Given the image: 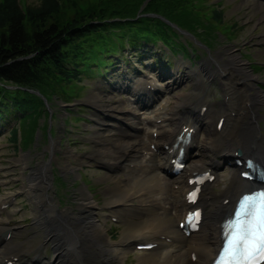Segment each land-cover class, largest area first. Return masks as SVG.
Listing matches in <instances>:
<instances>
[{"label":"rangeland","instance_id":"1","mask_svg":"<svg viewBox=\"0 0 264 264\" xmlns=\"http://www.w3.org/2000/svg\"><path fill=\"white\" fill-rule=\"evenodd\" d=\"M39 1L40 0H21V3L23 5L35 6ZM82 1L85 0L76 1L77 8L78 2ZM87 1L91 3L90 1L92 0ZM62 2L65 7L66 0H62ZM206 2L212 4L210 6L216 7L223 12V20H225V22L229 25L234 24V36L229 37L226 33L223 34L224 32L222 33L221 25L220 28L216 30H214L215 28L207 26L213 29L211 30V34H209L208 37L207 31H204L203 34H199V40L201 42L195 40L196 42H194L192 47V50L196 49L195 53L197 57L194 58V65L191 67L192 70L195 69V72L190 73L188 70L190 67L186 65L187 68H185V70L183 69L184 81L176 83V87H169L167 93H163L161 97L172 100L173 105L177 99L179 101L185 99L196 101L197 97L202 95L211 103L214 102L213 107L220 110L224 98V86H222L219 82L220 80L217 79V75H215V78L212 77L213 80L210 82L207 81L205 76L207 75L210 77L207 73L208 69H216V64L211 58L215 57L214 55L217 51H221L225 58H228V51H233L237 59L246 67L247 71L251 72V75L256 74L259 77V84H263V88L260 89L264 90V17L262 16L264 10H262L259 6L260 4L255 0H206ZM200 3L199 0L196 5ZM207 7L209 9L213 8ZM73 9H75V7H73ZM70 10L71 9H68V12ZM66 12V10L62 12L63 16L67 14ZM208 13H210V10H207V14ZM181 38L185 39L187 35L183 34ZM187 39L190 40L189 38ZM121 42L122 39L118 37V35H108L104 43L99 46V49H117L120 47ZM205 44L207 45L205 46ZM197 45L198 48L194 47ZM123 53L124 52L121 51V54ZM132 53H134L135 56L131 55L130 52L128 54L126 51L125 57L122 60L126 62L128 68H130L133 63H138L141 67L147 69L146 72L154 74L151 72V66L147 68L139 62L140 56H138L139 53L137 51H132ZM193 55L195 56V54ZM129 57L131 61H129ZM181 57H183V59ZM225 58L222 59L224 60ZM172 59V63H175L173 70H175L178 63H181V65L188 64L190 58H186L179 53L175 54ZM151 60L152 58L149 59V57H145V62H151ZM97 62H102V59ZM115 65L107 68L106 71L101 70L103 71L102 74L97 72L91 73V75L84 74L83 80L80 83H77L75 87L67 88L69 94H77L78 97L73 96L70 99L65 98L63 100L60 97L49 96V98L43 100L41 99L40 93L36 92V96L42 101L43 107L40 108L42 110L36 116V125L34 127L32 125L28 128L32 131L30 136L31 140L29 139L28 142H25L26 139L24 136H27V133L22 132V128L19 129L20 132L16 145L8 140L10 135L7 127L11 126L9 120H5V124L8 126L0 127V204L2 201L11 202V206H7L2 210L0 209V227L2 228L0 229V234L2 231L7 229L10 230V237L6 240L3 239V242L12 241L17 243V252L20 253L23 259H30L33 257L36 254L38 246H40L39 251L42 257H54L53 243L45 239V229L35 226L37 218L35 202L31 195L28 194V176L32 170H36L39 175H41V170L44 167L49 170L47 181L51 185H45L46 180L41 177L38 178V181L41 180V184L45 185L42 191V198L45 199L46 195H48V198L45 199L48 205L49 202H51L58 209H68V211L77 215L79 211L78 205H81L86 200L87 196H90L96 203L94 213L100 211L101 214L104 213L106 215L105 221L102 220L108 229L107 235L111 240L121 239L124 235L123 230L125 228L124 220L121 219V222L117 225L111 224L110 215L105 213L109 212V210L105 209L107 206L105 203L109 199L114 198L113 194H109V187L111 185L113 186L116 180L121 179L129 183V187L127 188L128 193L136 192L142 186H157V183L162 184L164 186L163 190L154 193V195L156 194L154 198L160 200L166 206H168V202L164 201L162 198L167 199L168 196L170 204L173 202V194L166 185L164 179L160 176L162 175L164 177V174L159 170L152 176L153 179L151 178L146 185L139 184L145 175L144 170H139L143 163L138 165L139 169L135 172L129 171L128 169H125V171L117 169L119 172L115 173L119 174H115L105 161L98 158V155H93V151L97 147L102 146L101 143H98L99 139L108 138L110 141L109 146L114 147V141H116L118 137H122L124 140H127L129 137L128 135H123L120 132L121 130L111 129L116 127L112 124V120H115L112 116H114L115 113H110L111 109L115 107L121 109L130 108L127 98L118 92V90L111 89L108 86V82L112 81L110 79H114V77L117 76V68L121 63ZM181 69L182 66L179 67V72ZM170 80L171 79H168L167 81ZM112 84H114V82H112ZM48 100H53V102L49 103ZM85 104L88 106H83ZM138 108L139 107L135 108V110H138ZM219 110L217 112L220 113ZM123 112L124 111H120L119 113ZM257 113L258 116L262 115V117L259 116V123L261 128L264 129V105L257 110ZM139 116H136L137 122ZM100 123H104L105 125ZM132 123L136 124V122ZM132 123L130 125H132ZM227 123L228 121L226 120L225 125H227ZM247 123L248 121H246V118H242L240 128L238 127V129L241 130L242 126H245ZM106 124H109L111 128ZM138 125L139 124H137V126ZM133 126L134 125H132V129H135L136 126ZM205 131L200 130L197 133L198 140L201 141L204 137H207V130ZM53 140L54 142H58L54 150L51 149ZM113 150L116 152L115 150H117V148L114 147ZM91 157L103 162L106 165V169L91 168L94 167L95 162H98ZM145 157L146 156L142 154L141 160L145 161ZM69 164L73 166L72 169L69 168ZM224 168L223 171H220L221 168L218 169V178H226L224 180H228L231 177L230 174L233 168H226V166ZM149 169L151 173H154V171H152L154 167H146V172H149ZM224 180H222L223 184L218 182L216 183L217 186L215 185L213 187L212 184L210 185L219 198L224 194ZM173 182L174 181H171L169 183L172 191ZM12 196L17 198L13 200ZM135 203L136 201L131 204ZM134 206L135 205H131L128 208ZM46 209L50 211L49 207ZM175 210H177V208L171 207L168 211L162 208L158 209L157 213H168L173 217L177 214ZM149 217L152 216H129V219L139 221L147 220ZM52 219L56 223L59 222V220L53 216ZM75 222L76 220L72 214L71 224L74 226ZM171 248L169 247L168 249ZM130 249L131 248H128L123 254L121 253V260L118 261L117 264H160L162 261V251L159 249L148 253H142L143 251L130 252ZM13 251H15V249ZM171 251L173 254L171 256L176 257L174 251ZM148 254L151 255V260H149ZM140 258L143 259L140 261ZM72 259L73 257L69 253H66L64 264L72 261Z\"/></svg>","mask_w":264,"mask_h":264},{"label":"bare ground","instance_id":"2","mask_svg":"<svg viewBox=\"0 0 264 264\" xmlns=\"http://www.w3.org/2000/svg\"><path fill=\"white\" fill-rule=\"evenodd\" d=\"M257 3L264 10V3L260 1H257ZM214 56L215 59L213 57L211 59L216 64V69L211 70L210 68L207 70V73L213 78H215V75L218 76L217 79L224 86V91L227 95L226 99L223 98L224 103L222 104L221 111L218 109L220 111L219 116L224 117L219 131L216 129L217 119L213 120L214 118L208 116L206 118V114L204 113L198 119H190L189 116H193L192 112H186L181 117L179 112L180 107H187L186 111L194 108V104L188 102V100L179 101L177 99L170 106L168 114H164V105H159V107L152 109L149 114H144L142 117L140 115L138 122L136 116L134 118L123 116V118L127 117L130 122H136V124L131 122L132 125L136 126L135 129L147 128L145 125L146 121H142V118L150 119L154 123L155 128L153 131L156 132V136L154 137L151 134L150 141L155 145L156 153L150 151L148 162L143 163L142 167L146 165V167L155 168L168 165L171 167V160L180 145V142L177 143V146L173 145L176 135L184 126L194 129L189 141L185 143V148L190 152L186 156L189 159H193L200 152L201 157L191 160L184 170L186 178L183 184L182 196L176 193L175 206H179V214L176 216V220H174V216L173 218L168 213H157L158 208L162 209L163 207V209H167V206L164 204L160 207L161 201L154 198V193L162 191L163 188L157 186L158 190L154 192L148 189V187L155 186L146 184L156 174V171L152 169L154 173H151L149 169L150 171L146 172V168L143 167L145 175L139 184L146 186H142L138 191L128 193L127 188L129 187V183L121 179L116 180L113 186L109 187V194H113L114 198L109 199L105 203L108 208L107 210H109L108 213L125 221L122 238L111 240L107 235L108 229L103 222L105 218L100 211L94 213L96 203L90 196H87L86 200L81 205H78L79 211L77 215L68 211V209H58L51 202L48 205L47 200H45L48 198V195H46L45 199L42 198V191L45 185H51L47 181L49 170L44 167L41 170V175L36 170L30 172L28 176V194L31 195L35 202L37 217L35 226L45 229V239L53 243L54 257H42L39 251L40 246H38L33 260L22 261L17 252L18 244L10 241L0 246V264H64L66 253H69L73 257L72 261L68 262L70 264H117L121 260L124 246L136 243L135 241L140 239L155 243L159 247H172L171 249H161L162 261L160 264H209L219 244V225L215 223L220 222L223 213L227 208L233 206L236 197L242 191L257 186L258 182H247L241 179L242 177H240L239 172L243 168L233 164L230 179L224 180L223 196L219 198L210 187L211 184H204L196 205L192 207L201 206L206 211L201 225L202 229L200 228L201 232L186 235L178 226V222L183 219L185 212L191 207V204L187 203L185 198L186 190L191 187L187 182V177L193 171L200 172L205 169H215L216 155L224 160L232 159L233 148H239L240 152L245 156L247 153L254 154V150L255 156L264 164V129L261 128L259 123L260 117L257 114V110L264 105V90L260 89L263 88V84H259L260 79L256 74L251 75V72L247 71L233 51H228V58H225L221 51H217ZM222 58L225 59L223 60ZM135 83L136 86L132 91L136 90L140 85H144L143 81L139 79ZM146 86L155 87V84L149 81ZM151 92L153 91L147 92V96L151 97ZM149 101L147 100L146 102L148 103ZM120 109L118 107L112 108L110 113L113 114L114 112V116L119 118L121 117L120 113L118 115V110L120 111ZM157 118L161 119L159 124L155 123ZM242 118H246L248 123L242 126L240 130L238 127L240 128ZM226 120L228 121L227 125H225ZM213 121L214 124L212 126ZM112 124L116 126L114 129L121 130L120 132L123 135L129 136L127 140L118 137L114 141V146L117 145L118 149L123 148V150L131 147L133 155L123 157L119 153L114 152L113 147L109 146L110 141L108 138L98 140V143H101L102 146L97 147L93 151V155H98V158L105 161L114 173L125 169L123 166L135 165L138 167L142 162H138L134 158L143 151L145 145L144 139L140 133L137 134L134 131V128L132 129L133 131L128 133L126 130L118 129L120 126L118 122L113 121ZM137 124L139 125L137 126ZM198 129L207 130V137L200 142H196L195 137ZM57 143L53 140L51 143L52 150L57 147ZM165 144H168L167 148H164L163 145ZM127 153L125 152V154ZM154 154L158 155L155 156ZM130 162H133V164L121 165ZM69 168L72 169L73 166L69 164ZM39 177L46 180L45 185L41 184V180L38 181ZM173 181L172 187L175 190V183L181 182L179 176ZM37 184L39 189L37 188ZM134 201L136 203L131 204ZM131 205H135V208H128ZM47 207L50 208V211H47ZM72 214L76 220L74 226L71 224ZM143 215H150L152 217L147 219L149 221L146 219L139 221L129 219V216ZM52 216L57 218L59 222L56 223L52 219ZM0 229L2 228L0 227ZM14 249L15 251L13 252ZM171 250L174 251L176 257L171 256L173 255ZM192 255L196 256L194 261ZM148 256L149 260H151V255L148 254ZM142 259L140 258V261Z\"/></svg>","mask_w":264,"mask_h":264},{"label":"trees","instance_id":"3","mask_svg":"<svg viewBox=\"0 0 264 264\" xmlns=\"http://www.w3.org/2000/svg\"><path fill=\"white\" fill-rule=\"evenodd\" d=\"M76 1L66 0L64 7L62 0H40L35 6L23 5L21 0H0V118L20 117L22 132L27 133L25 142L32 132L28 128L36 125L33 111L42 108V101L29 89L68 99L65 88L77 84L91 63L116 50L99 49L111 29L120 36L126 32L129 44L135 47L157 35L168 36L165 29L171 28L154 16L136 17L138 13L161 14L197 34L207 31V37L211 28L218 29L224 21L221 10L214 9L207 17L205 6L194 5L195 0H85L78 2V8ZM7 84L15 87L7 88ZM19 132L17 127L11 131L14 145Z\"/></svg>","mask_w":264,"mask_h":264},{"label":"snow or ice","instance_id":"4","mask_svg":"<svg viewBox=\"0 0 264 264\" xmlns=\"http://www.w3.org/2000/svg\"><path fill=\"white\" fill-rule=\"evenodd\" d=\"M249 204H251L254 208L255 218L264 224V194H261V200L259 206L255 205L253 201H248V203L244 204V208L247 211ZM242 227V225H238V229ZM254 235V233H253ZM237 239H244V235L241 234L239 231L237 233Z\"/></svg>","mask_w":264,"mask_h":264}]
</instances>
